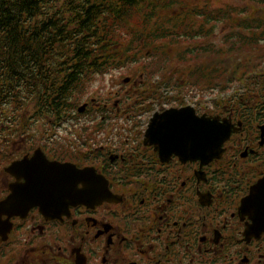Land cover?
I'll use <instances>...</instances> for the list:
<instances>
[{
    "label": "flooded vegetation",
    "instance_id": "obj_1",
    "mask_svg": "<svg viewBox=\"0 0 264 264\" xmlns=\"http://www.w3.org/2000/svg\"><path fill=\"white\" fill-rule=\"evenodd\" d=\"M122 68L92 76L76 104L70 94L3 104L0 204L15 186L39 193L1 215L0 264H264V66L206 101L198 84L167 96L141 68L119 83ZM53 69L24 66L38 74L21 84L41 87ZM171 109H183L179 129L202 116L227 124L219 154L177 147Z\"/></svg>",
    "mask_w": 264,
    "mask_h": 264
},
{
    "label": "trees",
    "instance_id": "obj_2",
    "mask_svg": "<svg viewBox=\"0 0 264 264\" xmlns=\"http://www.w3.org/2000/svg\"><path fill=\"white\" fill-rule=\"evenodd\" d=\"M239 1L0 0V109H16L24 98L65 103L69 94L76 104L92 76L134 63L169 91L180 89L181 65L190 67L186 81L201 87L260 75L264 0ZM220 23L231 28L223 45L208 41ZM27 65L56 69L41 72L50 77L31 88L23 75L38 73L22 72Z\"/></svg>",
    "mask_w": 264,
    "mask_h": 264
},
{
    "label": "water",
    "instance_id": "obj_3",
    "mask_svg": "<svg viewBox=\"0 0 264 264\" xmlns=\"http://www.w3.org/2000/svg\"><path fill=\"white\" fill-rule=\"evenodd\" d=\"M185 109L188 108L186 107ZM182 112L183 109H171L162 114V116H165V118L169 120L170 123L173 122L177 125V127L175 126L174 128V132L170 133V137L172 140L174 139L173 141L174 143H176L177 147L179 146V148L182 150H184L187 147L189 152H193V150L194 151L199 150L200 148L201 152L199 153V155L202 156L203 159L207 158L208 156H217L219 154V147H221L223 142L227 140V138L229 137L230 134L229 126L225 123L219 122L218 118L216 117L213 118L211 121H209L210 118H206L205 116H202L201 118L202 126L197 121L191 123L190 121L186 120L185 126L179 129L178 124L183 121ZM195 141L196 143H194ZM19 163L20 162L14 163L10 167V169L12 171L18 170ZM53 167L54 168L57 167L58 170H63V169H67V167L69 166L68 164H59L56 162ZM36 187H37L36 185H32V184L27 185V188H31V189L34 188L33 191L27 192L28 194H30L31 198H24L22 196L23 192H21L20 190L21 188L19 186L14 187L13 192L15 195L9 197L7 200L3 201L0 204V229H2L4 226L1 222V215L6 211V208L10 204L17 202H20L21 205L25 204L26 207L24 210L26 212L28 206L36 202L33 199L36 196V194L39 193V191L35 189Z\"/></svg>",
    "mask_w": 264,
    "mask_h": 264
},
{
    "label": "rangeland",
    "instance_id": "obj_4",
    "mask_svg": "<svg viewBox=\"0 0 264 264\" xmlns=\"http://www.w3.org/2000/svg\"><path fill=\"white\" fill-rule=\"evenodd\" d=\"M234 2H235L236 5L237 4H240V5L242 4V2L239 1V0H217V1L214 0V3L213 4L215 6H217V5H221V4H227V3L233 4ZM251 2H252L251 0H248L247 1L248 4H251ZM209 24H211V23H209ZM230 31H231V28H229L228 26H225L223 23H220V25L216 28V31H214L215 32V36L212 34L211 39L208 38V41L209 40L210 41L211 40H214L215 41V44H217V45H223L224 42L226 41V39H224V37H223V34L226 33V32H229L230 33ZM186 46H188V44L185 41L183 43V47L182 48H184ZM139 67H140V64H138V63H134L133 65H128L126 67L124 66V68H122L121 70H116L114 72V75H116V77H118L117 78L118 79L117 81H119V83H121L122 81L120 80V77H122V76H124L126 74H129L130 72L134 71L135 69H137ZM188 68H190V67L185 66V65H181L179 67V70H181L184 74L182 76H180V75L179 76H176V78L181 79V81L177 85L174 86V88L180 87L181 88L180 89L181 91H185L187 93L190 92V91H195L196 90V87H195V84L194 83H191L189 81H186L187 79H186L185 71L188 70ZM108 79H109L108 76H105V80L108 81ZM154 79H156V78H154ZM102 81H103V79H102ZM154 81H157V80H154ZM96 84L97 83L94 82V83L91 84V86L88 85V90H89L88 93L89 94H91L95 90V87L98 85V84L97 85ZM161 84H164L165 87H169L166 82H163ZM208 87H210V88H208ZM213 87L219 88L218 85L212 84V83L209 84L208 86H204V87L201 88V90L203 91V93L206 94L204 96L205 97V101L208 100V98L211 97L210 94H207V93H209L210 91H212V88ZM167 90H168V92H166V95L167 96H170V97H173V96L180 97V96H178V94H176V90H179V89L172 90V91L170 90L169 91V88H168ZM84 92L85 91H83V93ZM89 94H87V96ZM192 95H194V92H193V94H191V96ZM79 98L80 99L82 98V93L79 94Z\"/></svg>",
    "mask_w": 264,
    "mask_h": 264
}]
</instances>
